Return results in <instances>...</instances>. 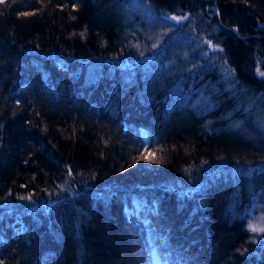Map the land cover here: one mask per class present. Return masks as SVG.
<instances>
[{
	"label": "trees",
	"instance_id": "obj_1",
	"mask_svg": "<svg viewBox=\"0 0 264 264\" xmlns=\"http://www.w3.org/2000/svg\"><path fill=\"white\" fill-rule=\"evenodd\" d=\"M262 73L264 0H5L0 264H264Z\"/></svg>",
	"mask_w": 264,
	"mask_h": 264
},
{
	"label": "snow or ice",
	"instance_id": "obj_2",
	"mask_svg": "<svg viewBox=\"0 0 264 264\" xmlns=\"http://www.w3.org/2000/svg\"><path fill=\"white\" fill-rule=\"evenodd\" d=\"M5 3V0H0V4ZM30 13H24V15H29ZM172 19H176L175 17H173ZM177 23H180V21H177ZM262 75H264V73H262ZM21 199H24V197H21ZM253 231H255V229H252Z\"/></svg>",
	"mask_w": 264,
	"mask_h": 264
},
{
	"label": "rangeland",
	"instance_id": "obj_3",
	"mask_svg": "<svg viewBox=\"0 0 264 264\" xmlns=\"http://www.w3.org/2000/svg\"><path fill=\"white\" fill-rule=\"evenodd\" d=\"M260 216H261V215H259V217H260ZM259 222H260V223H262V221H261V220H259ZM263 223H264V222H263ZM156 261H157V260H156Z\"/></svg>",
	"mask_w": 264,
	"mask_h": 264
}]
</instances>
